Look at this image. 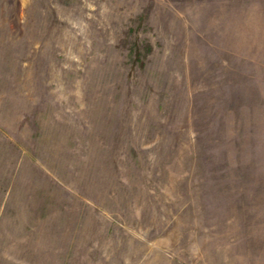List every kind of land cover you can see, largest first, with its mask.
Instances as JSON below:
<instances>
[{
	"label": "rangeland",
	"instance_id": "1",
	"mask_svg": "<svg viewBox=\"0 0 264 264\" xmlns=\"http://www.w3.org/2000/svg\"><path fill=\"white\" fill-rule=\"evenodd\" d=\"M0 264H264V0H0Z\"/></svg>",
	"mask_w": 264,
	"mask_h": 264
}]
</instances>
